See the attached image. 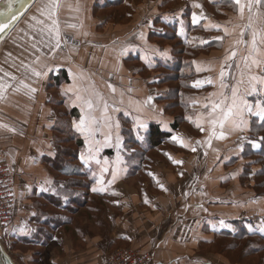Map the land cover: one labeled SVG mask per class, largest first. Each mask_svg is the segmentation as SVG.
<instances>
[{"label":"crops","instance_id":"1","mask_svg":"<svg viewBox=\"0 0 264 264\" xmlns=\"http://www.w3.org/2000/svg\"><path fill=\"white\" fill-rule=\"evenodd\" d=\"M62 1L59 48H55L54 38L41 32L43 25L31 19L45 18L27 15L29 12L0 46L1 49L26 20L31 30L38 31L37 43L33 42L30 49L45 47V59L26 55L30 60L0 64V84L10 85L0 100V124L7 125L0 127V158L12 165L16 195L15 226L7 244L10 257L16 264H105L113 249L127 248L151 254L153 264H217L212 259L218 258L201 252V247H210L215 230L232 229L240 221L248 227L251 220L258 236L244 250L261 251L263 245L258 237L264 233V194L257 192L255 175L264 167V155H260L262 136L257 128L264 121L246 113L247 129L232 131L226 125V139L214 138L210 147L196 143L206 141L208 135L194 123L199 121L209 129L211 104L221 99V92L230 96L231 86L239 80L240 71L235 67L240 63L238 55L229 61L232 67L225 69L228 87H220V67L235 39L225 36L224 28L232 30L247 21L239 20L235 6H229L227 0H170L174 6L166 11L161 8L165 0H124L120 5L116 0ZM197 4L201 7H195ZM193 14L200 18L198 23H193ZM73 24L76 28L69 27ZM169 25H174L176 36L192 47L207 43L202 34L191 31L196 26L212 40L223 43L221 48L191 60V90L187 98L181 99L182 103L172 106L171 112L166 109V87L156 77L160 74L159 65L165 69L161 65L171 61V48L150 40L151 34H158ZM125 48L127 51L121 54ZM33 68L46 71V75L33 76ZM74 75L78 77L75 81ZM209 79L212 83H208ZM196 81L201 83L197 85ZM25 84L36 91L29 92ZM73 85L92 99L98 119L102 120L107 102V115L120 124L122 142L127 135L138 138L151 122L171 134L167 145L148 155L142 174L127 175L125 154L129 153L123 146L119 166L114 163L116 148H104L101 159L109 161L104 184L93 178V171L99 177V166L93 162L90 172L81 176L90 180L91 186L87 190L75 187L83 197L77 201L56 186V173L51 171L55 137L59 135L57 126L61 122H67L85 147L83 137L73 127L81 116V108L78 103L72 104V93L63 94ZM149 97L151 101L146 103ZM246 99L255 105L259 97ZM175 117L179 127L172 130ZM137 119L146 124V130L137 129ZM173 137L189 146H181ZM97 138L102 137L97 134ZM117 167V179L109 186ZM45 179L53 182L51 191H41ZM260 182L264 189V179ZM93 187L105 190L93 192ZM79 202L82 206L75 210ZM20 227L32 231L22 234Z\"/></svg>","mask_w":264,"mask_h":264},{"label":"snow or ice","instance_id":"2","mask_svg":"<svg viewBox=\"0 0 264 264\" xmlns=\"http://www.w3.org/2000/svg\"><path fill=\"white\" fill-rule=\"evenodd\" d=\"M4 0H0L3 3ZM6 9L0 11V34L10 30L12 25L20 18L22 15V9L25 4V0H6ZM229 6H235L238 13V18L240 21H247L246 23H241L232 30L224 28L225 36H235V39L230 47L229 53L225 56L224 62L221 64L219 71V81L221 89L228 87L225 83V76L227 75L226 67H232L229 61H234L239 55L240 63L235 64V67L240 71V78L236 81L234 85L231 86L230 96L225 95L223 92L220 93L221 99L218 102H213L211 104V111L208 113V123L210 125L209 129H205L199 121H194L195 126L202 132H207L208 138L206 141H197V144L206 143L211 146L212 140L215 139H226L225 126L231 128L232 131H244L248 128V120L245 118V114L254 115L259 118V120L264 121V0H227ZM14 4H20L21 9H14ZM61 0H45L42 7L39 9L40 16L44 17V20L37 19L33 16L31 19L35 20L37 24L43 25L41 32L46 31L48 33L49 39H55V48H59L61 44V30L59 24V10L61 8ZM195 7H201L197 4ZM78 10V8H77ZM199 17L193 14V23L199 22ZM45 21L50 23L45 24ZM71 28H76V25H69ZM218 27V26H213ZM239 29L237 32L236 29ZM143 33L140 34V39H143ZM224 37H217V39H223ZM67 42V38H65ZM242 46V47H241ZM127 51V48L123 49L121 54ZM162 55L167 56V53ZM147 59V56L145 57ZM39 63V61H37ZM47 68V66H45ZM50 70V69H49ZM200 69H198L199 71ZM207 70V69H205ZM33 76L41 78L46 75V71H37L35 68L31 70ZM5 75H8L5 73ZM78 77L73 76L75 81ZM15 79V77H12ZM200 81H196V84H200ZM208 83H212L209 79ZM10 85L0 84V100L4 99L5 90ZM28 88L29 92L34 93L35 88H29L28 85H24ZM111 87V85H109ZM113 92L115 89H112ZM72 93L75 97L72 100V104L75 106L77 103L81 108V116L78 121L73 122V127L77 133H79L84 140V149L79 152L78 159L80 165L73 169L71 165L66 167V174L75 175L76 172L80 171L81 168L91 170V165L93 162L99 166V177L97 178L96 172H92V176L96 179V182L100 185L104 184L103 175L109 171V161L107 159H101V152L104 148H116L117 156L115 160V165L119 166L122 163V157L120 152L122 151V138L119 134L120 124L118 122H113L112 118L107 115L108 104L104 102V116L98 119L94 115L95 105L91 98H86L81 94L80 90L73 86H69L64 92V95ZM256 96L259 99L256 101L255 105L250 104L246 97ZM71 99V97H70ZM103 99L102 97L100 98ZM151 97H149L146 103H150ZM207 109L209 106L204 105ZM113 111H118V109L113 108ZM165 128L167 125H164ZM0 127H7V125L0 124ZM136 127L138 130H146V124L139 119L136 120ZM107 129V131H105ZM115 129V132H113ZM219 129V131H218ZM9 131H14L9 128ZM99 134L101 139L97 138ZM177 140L181 146L188 147L183 140L173 137ZM244 138L241 137V140ZM258 146V145H253ZM51 147V146H49ZM242 150V147H241ZM191 151L195 152L196 148L192 147ZM205 155L207 153L205 152ZM174 163H182L180 161H173ZM118 167L114 168L112 171V180L109 181V186L117 179ZM151 175V173H150ZM158 182V181H157ZM53 182L51 180L45 179L44 184L41 186V191H51ZM60 188L65 187L63 184L59 185ZM163 188V185H161ZM104 188L93 187V192L104 191ZM67 197H65L66 199ZM147 202V200L145 201ZM33 216L36 215L35 212L32 213ZM18 231L22 234L26 232H31V228L20 227Z\"/></svg>","mask_w":264,"mask_h":264},{"label":"trees","instance_id":"3","mask_svg":"<svg viewBox=\"0 0 264 264\" xmlns=\"http://www.w3.org/2000/svg\"><path fill=\"white\" fill-rule=\"evenodd\" d=\"M124 0H116L115 2L120 5ZM223 4V1L219 3V6ZM174 6V1L170 3V0H165L161 4V8L165 11ZM195 30L204 36L207 43L192 47L189 44L183 42L176 36V28L174 25L164 26L162 31L158 34L150 36L151 41L158 42L160 45H169L171 48L170 55L171 61L162 64L165 67L162 69L159 65L160 74L157 78H160L159 84L166 87V103L167 111L171 112L172 106L182 103L183 98H187V93L190 92V84L193 80V73L191 68V60L201 54H208L213 49H219L222 46V41H215L211 39V36L205 33L199 26L192 27L191 31ZM169 108V109H168ZM175 122L171 125L172 130H176L179 127L178 117H175ZM67 122H61L57 127V135L55 137V153H54V165L52 172H55V184L59 186L63 184L65 192L69 193L70 197L74 201L80 200L83 197L76 191L75 187H80L85 190L91 186V181H85L81 176L88 174L89 169L81 168L75 175L66 174V167L71 165L73 169H76L80 165L78 159L79 152L83 149L82 140L77 136ZM261 137L262 147L264 150V122L257 126ZM63 133L60 134V132ZM171 134L162 132L157 123H152L148 126L146 132L138 135V138L131 134V136L124 137L123 148L129 153V156L125 154V168L127 169V175H136L137 173H143V164L147 163L148 155L158 150L162 145H167ZM260 150V155H264V151ZM111 155V154H108ZM245 170L248 172L249 169ZM62 177H61V176ZM80 176L81 180H78ZM88 176V175H87ZM256 186L259 187L258 193L264 194V189L260 182V179H264V167L259 169L256 173ZM59 178V179H58ZM264 185V184H263ZM86 193V192H85ZM58 197H61L58 194ZM79 202L78 207H81ZM74 213V212H73ZM16 214V207L14 210V219ZM72 214V213H71ZM59 217V216H57ZM254 221H248V227H245V221L236 223V227L232 229H217L214 232V239L209 247L212 253L217 257L223 259L225 262L231 264H264V233L260 235L261 245L263 249L261 251L244 250V247L250 241L256 242L258 232L254 229ZM261 229H264L261 227ZM263 232V231H262ZM15 260V259H13ZM16 261V260H15ZM14 261V262H15Z\"/></svg>","mask_w":264,"mask_h":264},{"label":"built area","instance_id":"4","mask_svg":"<svg viewBox=\"0 0 264 264\" xmlns=\"http://www.w3.org/2000/svg\"><path fill=\"white\" fill-rule=\"evenodd\" d=\"M15 206L14 171L7 160L0 159V241L6 244L10 242L14 231ZM151 261L154 260L149 253L120 249L105 264H150Z\"/></svg>","mask_w":264,"mask_h":264},{"label":"rangeland","instance_id":"5","mask_svg":"<svg viewBox=\"0 0 264 264\" xmlns=\"http://www.w3.org/2000/svg\"><path fill=\"white\" fill-rule=\"evenodd\" d=\"M44 2H45V0H40L39 3H38V6L35 7L27 15H40L39 9L42 7ZM62 3H64V2L61 0V4ZM71 3H73V2H71ZM62 13H63V11H62V7H61L60 10H59V15H62ZM117 13H119V12H117ZM37 34H38V31L31 30V28L28 25L27 21L26 20L23 21L21 23L19 29H17L16 32L11 37H9V39L5 42V45L0 49V64L2 62H3V64H7L9 62L13 63V61H17V60H25L26 59V55L28 57L30 55V57H33V58H36L34 55H38V56H41L42 59H45V57L42 56V53L45 52V50L43 49L44 46H41L40 49L36 48V51L33 50V49H30V47H29V46L33 45L32 44L33 42L37 43V40H36L37 38L35 36ZM52 40H54V39H52ZM22 48H26L28 50V52H30V54H28L27 52L25 53L24 51H20V50H23ZM26 60H30V59H26ZM0 159L6 160L5 158H0ZM94 168H97V167H94ZM101 225H102V230H104L105 229V225H103L102 223H101ZM1 242H2L3 246L5 247V249L8 250L7 249L8 248L7 244L3 240ZM120 249L121 250H125L127 248H116V249H113V251H111V253H110V256L114 252H116L117 250H120ZM134 251H136V250H134ZM200 251L205 253V254L214 255L216 258H218V259H212V261L214 263H217V264H222L223 263L220 260V258L216 256V254L212 253V251L209 249V247L206 248V247L203 246V247H201ZM139 253H140V251H139ZM110 256L108 257V259L110 258ZM108 259H107V261H108ZM202 262L203 263H207V261H200V263H202ZM153 263H154V261H151L150 264H153Z\"/></svg>","mask_w":264,"mask_h":264},{"label":"water","instance_id":"6","mask_svg":"<svg viewBox=\"0 0 264 264\" xmlns=\"http://www.w3.org/2000/svg\"><path fill=\"white\" fill-rule=\"evenodd\" d=\"M38 0H25L24 7L22 9V15H20V18L12 25V28L10 30H6L5 33L0 34V46L4 42V40L12 33V31L17 27V25L21 22V20L24 18V16L29 12V10L33 7V5ZM7 2L6 0L3 3H0V11L6 9ZM14 9H21L20 4H14ZM0 264H16L14 260L10 257V255L6 252V250L3 248L1 242H0Z\"/></svg>","mask_w":264,"mask_h":264}]
</instances>
